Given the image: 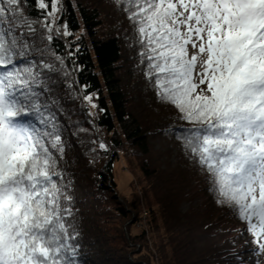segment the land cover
Returning <instances> with one entry per match:
<instances>
[{"label": "snow or ice", "instance_id": "snow-or-ice-1", "mask_svg": "<svg viewBox=\"0 0 264 264\" xmlns=\"http://www.w3.org/2000/svg\"><path fill=\"white\" fill-rule=\"evenodd\" d=\"M115 2L135 26L157 98L191 125L177 137L186 154L264 254V0ZM24 6L0 0V264H75L71 197L57 170L64 146L50 111L48 73L58 69L47 60L64 61L35 44ZM38 6L41 43L51 42L60 0ZM33 52L39 61L22 64Z\"/></svg>", "mask_w": 264, "mask_h": 264}, {"label": "trees", "instance_id": "trees-1", "mask_svg": "<svg viewBox=\"0 0 264 264\" xmlns=\"http://www.w3.org/2000/svg\"><path fill=\"white\" fill-rule=\"evenodd\" d=\"M100 1H105L106 5L116 3L115 0H60L63 10L57 13L55 25L60 28V34L54 33V39L44 43L40 39L45 33L42 28L44 16L38 0H25L24 6V14L35 22V44L39 47L49 45V52L64 61L61 66L51 58L47 60L58 69L48 73L51 99L56 101L50 111L56 118L64 146L57 170L62 173L59 182L66 185L67 194L71 197L65 207H70L72 211L70 223L77 245L72 259L75 264H141L130 256L131 247L128 246V241L135 245L142 244L145 239V231L131 235L128 226V222H136L133 212L138 209L139 203L134 200L125 205L114 203L117 184L113 166L120 152H128V146L134 149L136 154L133 155L140 162V170L159 205L173 264H241V261L251 264L243 257L244 251L251 249L244 234L234 232L230 235L231 229L225 231L221 228L218 221L222 220L217 216L215 218V211L208 215L193 212L192 209L183 212L176 200L185 187L172 183L170 188H164L157 180L155 170L146 167L143 158L147 157L150 131L159 134L168 129L172 137L177 138L173 130L182 136L191 125L180 119V114L177 121L164 120L156 125L150 123L154 118L146 122L136 114L133 109L135 98L144 96L145 99V91L149 87L157 95L155 78L149 80L145 74L147 61L140 55L142 49L137 39L126 48V32L135 28L132 22L125 24L130 21L127 13L116 3V14L121 17H115L108 10L100 9ZM107 14L113 18L111 23L104 19ZM65 26L68 35H64ZM193 51L189 45V54ZM33 58L39 61V53L33 52L21 63L27 64ZM141 87L145 91H140ZM85 96L92 97L94 112L85 103ZM163 104L172 106V113H179L174 105ZM33 123L41 127L37 121L33 120ZM99 131L103 138L97 135ZM101 143L105 148H100ZM179 167L175 165L179 178L183 177L185 181V173H180ZM64 169L71 175L69 185L66 183L68 171L65 173ZM234 216L237 218L235 213ZM112 221L118 222L113 237L124 241V248L107 243L106 231ZM236 227L235 224L233 229Z\"/></svg>", "mask_w": 264, "mask_h": 264}, {"label": "rangeland", "instance_id": "rangeland-1", "mask_svg": "<svg viewBox=\"0 0 264 264\" xmlns=\"http://www.w3.org/2000/svg\"><path fill=\"white\" fill-rule=\"evenodd\" d=\"M106 3H108V1ZM110 3L111 2L106 5L105 1H100V9L108 10V12H111L115 17H121L116 14V9L114 7L116 3ZM104 19L108 23H111V20L113 21V18L108 14L107 16L105 15ZM130 23L131 21L125 24L129 25ZM129 29L130 30L126 28V31L128 30L126 32L127 36H125L126 48L131 47L137 39L136 32H134L135 28ZM35 43L37 42L35 41ZM144 86L145 85H143V87ZM143 87L139 90L145 91ZM151 92L152 90L149 87L147 91H145V99L144 96L134 99L133 109L139 118L146 122L154 118V120L150 122L154 125L161 124V122H165L164 120L177 121L179 119V113H172V106L167 105L168 107H166L164 106L165 104H158L157 102L159 99L157 98L156 93L154 91ZM155 96L156 100L153 101ZM138 100L139 102L142 101V104L140 103L139 105V102H137ZM92 101L93 99L91 102L86 100L85 103L89 106L88 108L90 111L94 112L95 107L92 106L94 105ZM156 116H159L160 118L157 119ZM148 134L149 137L146 147L148 150L147 157L146 159L143 158V161L147 163L146 167L149 170H155L154 172L157 175V180L160 181L164 188L165 186L170 188L172 183L176 184L177 187H179L180 184L185 187V189L179 193L176 200V202L178 201V203H180L179 207L181 210L184 212L192 209L193 212H205L207 215L211 214L212 211H215V218L217 216L222 220V222L218 221V224L222 226L221 228H224L225 231L231 229L230 235H234V232H239L247 237V245H250L249 248H251L250 251H244L243 257L247 262H250L251 264H264V254H259L254 251L257 247L253 242L254 238L252 234L245 231L247 227L246 223L240 220L238 221L234 216V212L227 206H222L217 203L216 194L210 190L211 181L208 178V174L186 154L183 147V140L172 137V132H169L168 129L164 133L157 134L150 131ZM173 134H175L176 137H180L176 133V130H173ZM97 135L103 138L100 131L97 132ZM127 150L128 152L126 154L123 151L118 154V159L113 166L114 178L117 184V192H115V197H117V199H115L116 202L114 203L117 204V202H121L125 205L126 202L131 200L138 202V209L133 212L136 222H128V226L131 235L141 234V232L145 231V239L142 241V244L136 243L134 245L133 242L130 243L128 241V246L131 247L130 256L135 259L136 262H140L141 264H164V262H167V264H173V260L170 259L171 249L166 238L159 205L140 170V162L137 160L136 156L133 155L136 154L135 152L133 153L134 149H130L127 146ZM176 164L180 166L178 168L179 170H177L180 173H185V181L183 177H181L182 179L179 178L178 172L175 168ZM63 171L66 173L68 170L64 169ZM66 175L69 178L66 183L69 185V183L72 182L70 172L68 171ZM183 191L186 193L183 194ZM222 212L224 213L223 216L221 215ZM223 220H225V222H223ZM235 224L237 227L233 229ZM117 226L118 222H109L108 227L110 229L108 228L106 231V237L109 239V241L107 239V243L116 248H124V241L114 239L113 237L115 234V231L113 230Z\"/></svg>", "mask_w": 264, "mask_h": 264}]
</instances>
